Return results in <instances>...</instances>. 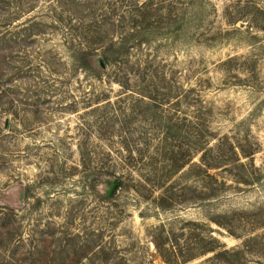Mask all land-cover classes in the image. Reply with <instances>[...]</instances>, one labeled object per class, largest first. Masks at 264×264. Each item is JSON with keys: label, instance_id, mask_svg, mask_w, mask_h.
Instances as JSON below:
<instances>
[{"label": "rangeland", "instance_id": "obj_1", "mask_svg": "<svg viewBox=\"0 0 264 264\" xmlns=\"http://www.w3.org/2000/svg\"><path fill=\"white\" fill-rule=\"evenodd\" d=\"M143 1L156 34L132 27ZM128 30L151 39L123 61L71 57ZM145 83L169 97L149 104ZM197 123L214 153L236 147L213 178L194 166ZM0 205L20 235L0 264H167L156 241L179 264H264V0H0ZM210 234L238 255L182 262Z\"/></svg>", "mask_w": 264, "mask_h": 264}, {"label": "trees", "instance_id": "obj_2", "mask_svg": "<svg viewBox=\"0 0 264 264\" xmlns=\"http://www.w3.org/2000/svg\"><path fill=\"white\" fill-rule=\"evenodd\" d=\"M151 3L152 2L150 1H143L140 5H137V7H135L134 12L136 13V16L134 15L135 16L133 18L134 23L132 25V27L135 28L134 31H143L144 29H146L148 32H154L153 34H156L155 30L157 29H154V28L158 27L157 21L155 22L147 21V15L148 13H150L149 11L152 5ZM164 14H166L167 19H169V23L167 24H171V21H170L171 11H168L167 13L164 12ZM140 15H142L143 20L146 21L143 27L140 26L142 21L141 23H138L140 21L138 19ZM98 26H101V25H98ZM181 28H182V22L178 20L176 22V26L174 30L177 32ZM132 37H135L134 32H129L128 30L126 31L125 34L117 38H115V36L105 37V35H101L99 38L94 39L95 40L93 43L94 45L81 46L82 43L79 42L80 44L78 43L79 46L77 47L72 43L70 46L71 57L75 60V62L79 64V66L85 67V68L92 67L94 58L97 55H98L97 58L99 57L102 64L105 66L108 64L115 63V62H120V61H123L124 59H127L130 47L134 46L133 44L149 42V40L151 39L149 37H139V38L137 37L135 39H132ZM98 48L101 49V52L96 54L95 51ZM129 79H130L129 77L125 78V80L123 81V86L129 85ZM145 81L154 82L151 78L147 80L145 79ZM153 85H154L153 83L152 84L145 83L144 87L140 89L141 96L148 97L147 102L149 104H158V98L160 97L168 98L169 97L168 93H163L162 95H159L157 93V90L153 89ZM195 127H196L195 150L196 152H201L200 161L194 164L198 172L202 171L204 176L213 178V175L209 172V169L216 168L221 165H225L226 163L229 162V160H231L232 163L233 162L236 163V159H237L236 157H234V159H229V157L225 156V153L227 151V144H228L225 138L221 139L222 141H220L217 145L218 147L217 151H219V149L220 151L218 153H214L212 148L209 147V145H206V142L203 139L204 132H203L202 127L200 128L198 123L197 125H195ZM228 145H229L228 148L230 149V151H233V154H234L236 150L235 145L234 144L233 145L228 144ZM173 162L175 163V166H176L175 169L180 170L189 161L185 157H180V158L173 159ZM99 176L101 177L102 174H99ZM164 184L165 183H158V186L159 187L164 186L163 195L165 196L169 195L171 198L173 194V189H172L173 183H170L167 185H164ZM217 189L218 191L220 190L218 184H216L215 187L204 186L200 188L199 190L195 189L193 191V193L195 192L193 199L195 201H198L201 199H204V200L208 199L210 198L211 195L217 193L216 191ZM18 222L19 221L16 217V213L14 212L13 208L7 207L5 205L4 206L0 205V227L5 228V231H3L2 233L0 232V240L3 244V251L5 250L4 258H8V260L6 259V262L8 263L12 262L11 260H9V258H13V257H11L10 254L9 255L6 254V252L8 250H11V254H13V251H15L16 248L19 247V243H20L19 241L20 235L18 232V229H19ZM196 243L198 246L197 251L195 253L193 252L189 254L188 256H186L185 257L186 259L182 260V262L191 260L209 251H214L217 248L219 250L216 253V255H218L222 259H224L227 255H231V253H233L236 256L239 253V251L237 250L231 251V249L226 248L225 245L219 243L216 237H213L211 234L209 235L208 240H203L201 238V239H198ZM155 246L167 264H177V263L179 264V259H178L179 257L177 253L174 251L173 247L171 248V247L165 246L164 243L161 241H156Z\"/></svg>", "mask_w": 264, "mask_h": 264}]
</instances>
